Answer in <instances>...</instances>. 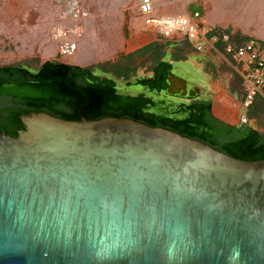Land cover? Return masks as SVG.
I'll use <instances>...</instances> for the list:
<instances>
[{"label":"water","instance_id":"obj_1","mask_svg":"<svg viewBox=\"0 0 264 264\" xmlns=\"http://www.w3.org/2000/svg\"><path fill=\"white\" fill-rule=\"evenodd\" d=\"M20 121L0 131V264H264V158L130 118Z\"/></svg>","mask_w":264,"mask_h":264},{"label":"rangeland","instance_id":"obj_2","mask_svg":"<svg viewBox=\"0 0 264 264\" xmlns=\"http://www.w3.org/2000/svg\"><path fill=\"white\" fill-rule=\"evenodd\" d=\"M80 2L89 15L77 21L63 18L61 6L56 0H0V65L19 64L36 70L44 61L52 60L89 66L92 70L107 68L108 73L100 74L115 77L116 89L121 94H144L153 99L163 97L167 103L189 101L166 96L164 92L156 94L140 84H124L136 77L150 75L152 65L166 53V45L180 43L185 53L192 50L188 42H174L152 31L144 35L137 13V0ZM194 10L200 11L203 21L208 25L230 33L236 43L253 39L264 49V0H165L159 1L156 13L185 14ZM58 25L67 29L77 28L82 33L76 39V53L67 59L59 54L57 42L53 38L52 30ZM71 37L75 39L73 35ZM154 37L165 41V44L155 45L151 49L152 53L144 59L142 57L146 53L141 55L137 51L133 52L136 47L149 45ZM116 63L122 66L118 67L122 70L129 67L127 69L131 73L128 78L125 72L117 74L111 70L117 66ZM174 68L178 76L185 78L181 63H175ZM214 78L219 85L209 100L215 104L226 98L234 111L231 122L255 128L264 137V101L258 98L251 107L241 109L243 80L225 60L220 62V70ZM225 85L231 92H236V96L222 91Z\"/></svg>","mask_w":264,"mask_h":264},{"label":"trees","instance_id":"obj_3","mask_svg":"<svg viewBox=\"0 0 264 264\" xmlns=\"http://www.w3.org/2000/svg\"><path fill=\"white\" fill-rule=\"evenodd\" d=\"M153 47L147 46L137 52L142 55ZM116 64L111 70L117 74L125 72L128 78L131 73L127 69L129 67L122 70V66ZM102 70L109 72L107 68ZM170 70L172 64L159 59L152 65L151 75L127 82L140 84L160 94L167 87L166 78ZM116 87L115 77L96 74L89 66L52 60L44 61L36 70L19 64L0 65V131L16 136L23 127L20 116L30 112H46L75 121L81 117L88 120L130 118L202 141L237 159L264 158V137L260 132L217 119L212 114L209 99L167 103L163 97L153 99L144 94H121ZM258 98L264 101L262 97L255 101Z\"/></svg>","mask_w":264,"mask_h":264},{"label":"built area","instance_id":"obj_4","mask_svg":"<svg viewBox=\"0 0 264 264\" xmlns=\"http://www.w3.org/2000/svg\"><path fill=\"white\" fill-rule=\"evenodd\" d=\"M61 6V16L82 20L89 12L80 0H56ZM159 1L137 0V13L144 31H152L174 42L185 40L196 51H213L228 62L241 76L244 93L241 109L249 108L257 97L264 99V49L253 39L236 43L230 33L203 21L200 11L185 14L156 13ZM58 52L63 58L74 56L77 40L82 33L77 28L67 29L61 25L52 30ZM71 35L75 39H72Z\"/></svg>","mask_w":264,"mask_h":264},{"label":"crops","instance_id":"obj_5","mask_svg":"<svg viewBox=\"0 0 264 264\" xmlns=\"http://www.w3.org/2000/svg\"><path fill=\"white\" fill-rule=\"evenodd\" d=\"M144 32V35H148L150 31ZM159 44H165V41H161L157 37H154L149 45L136 47L133 52L142 50L144 47L147 46H155ZM181 48L182 45L180 43L166 45L164 47V51H166V53L163 57L160 58V60L168 61L169 63H171L172 70L174 72V64L181 63L186 73L185 79L188 81L189 84L193 86L192 88H195L198 92L199 97L196 99H209V96L213 94L214 90L217 89L219 85L218 80L214 77L215 74L217 75L220 70V62L223 61L222 58L215 52L209 50L199 52L194 50L190 46L192 50L183 53ZM151 53L152 50H149L146 55L142 57V59L148 57ZM181 55H183L184 57H181ZM93 72L99 75H101L100 73H107L100 68L93 69ZM149 72L151 75V71ZM124 84H128V82ZM221 90L229 94L231 93V95L233 96H236V92H231L228 86L226 85ZM212 114L214 115V117L219 120H222L225 123L235 125L231 122L232 116L234 115V111L228 104L226 98H222L220 102H216L215 104L214 102H212Z\"/></svg>","mask_w":264,"mask_h":264},{"label":"flooded vegetation","instance_id":"obj_6","mask_svg":"<svg viewBox=\"0 0 264 264\" xmlns=\"http://www.w3.org/2000/svg\"><path fill=\"white\" fill-rule=\"evenodd\" d=\"M188 87H193L191 84L188 83ZM173 98H181V97H178L177 95L175 96H172ZM182 99H188L187 96L183 97ZM196 99V98H195ZM194 100V99H192ZM190 101V100H189Z\"/></svg>","mask_w":264,"mask_h":264}]
</instances>
